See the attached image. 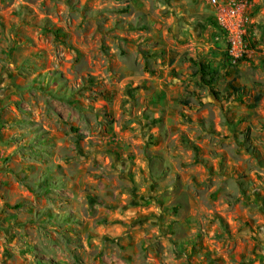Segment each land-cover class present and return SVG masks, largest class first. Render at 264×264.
I'll return each mask as SVG.
<instances>
[{
  "label": "rangeland",
  "instance_id": "rangeland-1",
  "mask_svg": "<svg viewBox=\"0 0 264 264\" xmlns=\"http://www.w3.org/2000/svg\"><path fill=\"white\" fill-rule=\"evenodd\" d=\"M209 1L0 0V264H264V0L236 63Z\"/></svg>",
  "mask_w": 264,
  "mask_h": 264
},
{
  "label": "built area",
  "instance_id": "built-area-1",
  "mask_svg": "<svg viewBox=\"0 0 264 264\" xmlns=\"http://www.w3.org/2000/svg\"><path fill=\"white\" fill-rule=\"evenodd\" d=\"M209 4L215 8L217 23L223 33L229 58L234 63L239 62L251 53L246 40L247 3L210 0Z\"/></svg>",
  "mask_w": 264,
  "mask_h": 264
},
{
  "label": "trees",
  "instance_id": "trees-1",
  "mask_svg": "<svg viewBox=\"0 0 264 264\" xmlns=\"http://www.w3.org/2000/svg\"><path fill=\"white\" fill-rule=\"evenodd\" d=\"M247 39L249 40V37H247ZM250 42L251 41L249 40V43ZM192 63L194 65L193 75L196 79L197 86H199L200 88L210 89L211 91H213L215 97L220 100V96L215 90L216 86L218 85L221 79V74L219 70L216 68H212L202 62L192 60ZM233 90L237 97L242 101V97L244 95L242 90L238 88H233ZM186 104H188V102H186Z\"/></svg>",
  "mask_w": 264,
  "mask_h": 264
}]
</instances>
